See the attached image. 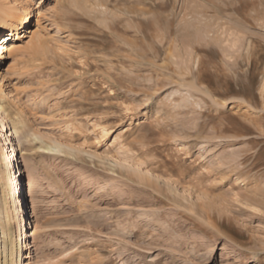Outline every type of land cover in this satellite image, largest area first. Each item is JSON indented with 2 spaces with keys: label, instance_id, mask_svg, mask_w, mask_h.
<instances>
[{
  "label": "rangeland",
  "instance_id": "1",
  "mask_svg": "<svg viewBox=\"0 0 264 264\" xmlns=\"http://www.w3.org/2000/svg\"><path fill=\"white\" fill-rule=\"evenodd\" d=\"M25 2L1 105L43 143L0 135V250L22 220V264H264V0Z\"/></svg>",
  "mask_w": 264,
  "mask_h": 264
},
{
  "label": "bare ground",
  "instance_id": "2",
  "mask_svg": "<svg viewBox=\"0 0 264 264\" xmlns=\"http://www.w3.org/2000/svg\"><path fill=\"white\" fill-rule=\"evenodd\" d=\"M25 1L16 0L14 2V4L10 5L11 3L5 4L3 1L0 0V29L4 30V35L0 37V58H1V52L4 49L3 47L8 46L9 43H11V41L15 38L17 33L21 29H23L27 25V23L29 22L28 21L29 15L27 14L29 11V4H28V2H25ZM233 44H234V42H233ZM233 47H235V45ZM236 47H237V50H239L240 47L239 48H238V46H236ZM241 47H242V45H241ZM6 90L7 89H5V85L3 84L2 76H0V135L3 137L4 142L6 144H9L11 141L10 137L13 133L18 138V141H19V143H18V147H19L18 149L19 150L18 151L21 153L22 150H20L19 145H23L24 143H27L29 140H31L30 137H32L33 141L37 140V142H39V140H41V142L43 143V141H42L43 137H42V135L40 136V134L38 132H37V134H38L37 135L35 133V131H33L34 133L31 132L32 134L30 133L31 135H29V133L25 129V126L23 123L18 121L20 123L17 124V123H15L13 118L7 116L6 109H4V107H2V105H1L3 103V101L10 98L8 96L9 93L6 94ZM262 90H264V82L262 85ZM8 130L10 132L9 136L7 135ZM50 141H51V144H50L51 146L46 147L45 142H44L45 145L42 146L45 148L46 152H49V153L52 152L55 154V153L61 152L62 149H64V147L68 148V146H65L66 144L61 143L59 140L51 139ZM44 148H42V149H44ZM7 149H8V147L2 148V153H1L2 164H3L4 169H5V172L3 173V175L5 177L6 196L9 198L10 203L12 204L13 211H14L13 214H14V217L16 218L19 215V210H20V206H21L20 202H19L20 201L19 179L22 176V173H21L19 167L17 166V171H18L19 176L16 177L15 168L13 167V164H12L14 161L11 162V157L14 156V158L16 159L17 154L14 152L15 151L14 147L10 148L11 149L10 155L7 152ZM69 149H70V147H69ZM71 149H70V151H71ZM54 154H52V155H54ZM21 155H22L21 160H22L23 166H26V167L28 166L27 169L33 168V167H30L29 160H28L29 156L24 152H22ZM113 165L118 166L120 168H126L124 166V164H122L121 162H118L117 160H114ZM126 169H129L130 171H132V170L136 171L135 169H133V167H128ZM30 172H32V171H29L28 173L30 174ZM31 191L32 190L29 189L27 191L28 194L32 195ZM22 224H23L22 220H19L17 223V225L19 226L18 230H19V233H21V235H19L17 239H14V240L11 239V241H7L6 243L3 244V249L0 250V264H22V260H23L22 251L26 247L25 239L27 238V237H25L26 235L23 231V225ZM30 234H31L30 236H33V230L30 231ZM3 235L6 236L4 232H3ZM9 257L10 258L12 257V258L9 260Z\"/></svg>",
  "mask_w": 264,
  "mask_h": 264
}]
</instances>
